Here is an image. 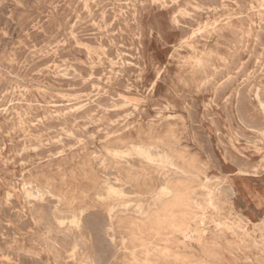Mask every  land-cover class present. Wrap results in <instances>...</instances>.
Masks as SVG:
<instances>
[{
	"label": "rangeland",
	"instance_id": "374dc122",
	"mask_svg": "<svg viewBox=\"0 0 264 264\" xmlns=\"http://www.w3.org/2000/svg\"><path fill=\"white\" fill-rule=\"evenodd\" d=\"M3 1L0 0V3H1L0 17H2L0 19V26H1L0 27V31H1L0 41L2 42V43L0 42V70H1L0 71V76H1L0 77V95L2 94L0 96V99H3L2 101L0 100V135H2L0 136V152L2 153V154L0 153V179H1L0 180V202H1L0 204H2L0 205V222H1L0 223L1 225L0 226V241H1L0 242V264H77V263L78 264H84V263L85 264H91V263L92 264H108V263L109 264H122L123 262H124L123 264H126L127 259H128V256H127L128 251L125 252L122 241L124 238H126L131 233V231L129 230L127 225L124 223L126 214H122L121 216L123 218V221H118V220L115 221L113 225V229L110 230L111 224H110V219H109L107 210L109 209V205L112 201L103 200L99 196V194L101 193L105 194L106 192L105 191L106 184H107L106 181L108 183L117 185L119 187L122 186V188H124L125 192L127 193L126 199H133V200L140 199L141 197H144V196L148 197V194H147L148 191L155 189L157 187H160L165 182L168 184H172V185L177 184V186H179L180 183H185L186 186H189V184L194 183L191 186H189L191 196L193 198L196 197L195 200L203 204V208L197 209L198 216L196 217V222L193 224V228H199V229L204 228L205 229L206 233L204 235V242L203 243L197 242L198 239L196 236H194L191 239L186 240L183 238V236L180 237V235L178 234V238L180 242L178 240H177L178 242L175 241L173 243V247L177 248L181 252L182 255H185L186 257H188L189 260L193 262V264L195 263L197 264L199 261H200L199 263L202 262V264H206L207 262H208L207 264H264V232H263L264 226H261V223L264 225V220H261V218L264 219V216H263L264 215V124H263L264 123L263 122L264 121V95H263L264 88L261 87V86H264V68H263L264 67V57H263L264 56V52H263L264 51L263 49L264 48V26H262V24L264 25V22H263L264 21V0H246V2L245 0L244 1H241V0L240 1L239 0H221V1L220 0H177V1L176 0H171V1L170 0H151V2L150 0H139V2L138 0H124V1L123 0H109V1L108 0H95V1L94 0H83V1L82 0H63V1L48 0V2L46 0H41V2L40 0H32V1L31 0H3ZM215 1L217 2V4H215L216 3ZM18 2H22V3H18ZM127 3H129L128 6H127ZM38 4L41 6H39ZM243 5H245L246 7ZM123 6H125V8ZM135 6H137V9H135ZM258 6H261V7H258ZM38 7L39 9H37ZM75 9L77 10L75 11ZM176 9L177 11H175ZM210 9H211V13H210ZM60 10H62V12ZM112 10L115 12H113ZM241 10L243 11L241 12ZM103 13H105V15ZM110 14H113V15L111 16ZM245 15L247 16L248 19L245 18L246 17ZM113 16L115 17L112 18ZM129 17H131V19ZM119 18H120V21H119ZM91 20L92 22H90ZM101 20H102V23H101ZM261 22L263 23L261 24ZM132 24H133V27L135 26L134 28L132 27ZM46 25L47 27H45ZM115 26L117 27V29ZM91 28H93L94 30ZM186 29H189L190 32ZM194 29L196 32L194 31ZM249 29L250 31H248ZM11 30H13V32ZM33 30H36V31H33ZM62 30H65V31H62ZM113 32L115 35L112 34ZM101 35H102V38L100 37ZM34 36H36L37 38ZM88 38L90 42L88 41ZM104 40L107 42L102 43L104 42ZM58 41L63 44H60ZM109 41L114 43V45L109 43ZM103 44L104 45L106 44V45L104 46ZM107 44L111 48L107 46ZM140 44L142 46H140ZM103 46L105 48H103ZM190 46L194 50H192ZM124 48L128 52L124 51ZM179 48L180 50H178ZM107 49H109V51ZM84 50L85 52H81ZM62 53H64L65 55H63ZM187 53L190 55H188ZM213 54L214 56H212ZM108 55L110 57H108ZM49 58L53 61V63H51L52 61ZM102 59H105V60H102ZM74 62L77 64H75ZM122 64H124V66ZM195 65H197V67ZM53 66L55 67L53 68ZM60 67H64V68H60ZM105 69H106V72H105ZM61 70L62 71L65 70V72H60ZM35 71L37 72L35 73ZM220 71H223V72H220ZM245 71L247 72V74L245 73ZM253 71L255 73H253ZM241 73L242 75H240ZM16 74H17V77H16ZM97 74L99 75L96 76ZM56 77H58V79ZM99 77L102 79H100ZM245 78H248L249 80L248 79L246 80ZM68 79H71V80H68ZM77 79H80V81H83V82L80 83L79 81H76ZM229 80L233 81L234 83ZM128 81H130V83ZM247 81L249 83H247ZM50 82L51 84L54 82L55 83L51 85ZM224 83H226L227 87H224ZM48 84L50 86H48ZM203 84L205 85V87ZM222 86L225 90L222 89ZM13 88H15L14 91L16 93L13 91ZM41 88L45 92L41 91ZM38 90H39V93H38ZM261 90H263V92H261ZM59 92H60V95L58 94ZM113 92L114 93L116 92L117 94H114ZM217 92L218 94H216ZM4 95H6L7 97ZM68 95H70V97ZM75 95L76 97H74ZM110 96L113 99L110 98ZM213 96L214 97L216 96V97L214 98ZM254 96H258V97H254ZM88 97L91 99H89ZM109 99L113 101L111 100L109 101ZM258 100H260V102H258ZM69 101L71 102V104ZM131 101L133 102V104ZM96 102L98 103V105L96 104ZM18 103L20 105H18ZM68 104H70V106L74 105V106H71L73 109ZM6 105H8L7 106L8 109ZM11 105L14 107H12ZM80 105L82 108L79 107ZM46 107L49 109H47ZM29 108L31 109L29 110ZM60 108H64V109H60ZM101 109H103V111ZM88 110H89V113H88ZM189 110L191 111V113L194 112V114L193 113L191 114ZM126 111L127 112L129 111L130 113L129 112L127 113ZM225 112H227V114ZM64 113H67V114H64ZM122 113H123V116H122ZM90 114L91 116H89ZM102 114H105V115H102ZM190 114L192 115V117ZM25 115H28L29 117L28 116L26 117ZM228 115H229V118L227 117ZM50 117H52L53 119ZM30 118L32 120H30ZM66 118H69L71 121L66 120ZM114 118H117V119H114ZM19 119L23 121L24 123L23 122L21 123ZM60 119H63V120H60ZM17 120L20 122H18ZM94 121L95 122L97 121V123H95ZM84 123L86 126L84 125ZM19 124L20 125L24 124V127L21 125L24 128V130L22 127H21L22 129L20 128ZM110 124L113 126H111ZM171 124L172 125L174 124V125L172 126ZM106 125L108 127H106ZM247 125L249 127H247ZM77 127L79 128V130ZM259 128L261 129L259 130ZM12 129L14 130V132H12L13 131ZM169 130L171 134L169 133ZM101 131H103L104 133ZM40 133L43 135H41ZM92 133H96L94 134L95 137ZM39 134L41 136H39ZM104 134L106 135V137H103L105 136ZM88 135L91 136L92 138L89 137ZM76 137L78 139L79 137L80 138L82 137V138L78 140ZM252 137H254V139ZM70 138L71 140H69ZM53 139L54 140L56 139V140L54 141ZM120 139H121V142H118L120 141ZM126 140H129L130 142ZM171 140L173 141L175 140V143L172 142ZM116 141H117V146L115 145ZM178 142L180 143L178 144ZM24 143L26 146L24 145ZM91 143H93V145ZM156 143L158 144L155 145ZM172 143H174V145ZM45 144H47L48 146ZM198 144L200 145L199 148H198ZM124 145H126V147ZM132 145H141V146H146V147L149 146L151 150H153L152 152L154 153V155L156 156L161 155L164 157H168V159L171 160V161L169 160L171 163H169L168 165L162 166V164L160 163L149 162L147 160H143L144 158L141 157L137 152L130 151ZM33 146H36V147H33ZM208 146L211 147L210 148L211 152L209 151L210 149ZM156 147H157V152H155ZM104 149L106 150V152ZM115 150H120V151L126 150L128 151V153H123L119 155L118 157L112 153ZM173 150H176V151H173ZM53 151H54V154H53ZM172 151L173 153L174 152L175 153L173 154ZM40 152H41V155H40ZM55 153H57L56 154L57 156L55 155ZM67 155L68 157H66ZM35 156H38V157H35ZM177 156H179V158ZM108 157L110 158L109 160H108ZM180 157H182V159ZM208 157H210V159ZM27 159H28V162H27ZM29 160L31 161L29 162ZM141 167H143L145 170H143V168ZM206 167H207V170H206ZM1 168L5 171H3ZM80 168H82L83 170L85 169V170L81 171ZM180 169L183 172H181ZM7 171L9 172V174ZM115 171H117L118 173ZM128 172L130 173L128 174ZM164 173L166 176L164 175ZM190 173L192 175H190ZM71 174L72 175L74 174L73 177H71L72 176ZM112 174L114 177H112ZM139 175H142V176H139ZM60 176L61 178L59 179ZM195 177H197L198 179ZM63 178H64V182H62ZM118 178H120V180H118ZM144 179H145V182L143 181ZM159 179L163 183H161ZM200 179L201 181H199ZM189 181L191 182L189 183ZM4 182L6 184H4ZM96 183L98 184L96 185ZM42 185L44 186L41 187ZM98 187L100 188V190H98L99 189ZM195 188L197 189L195 190ZM211 190L215 194V206L214 207L206 204V199L208 198L207 194ZM67 192L71 194L67 195ZM32 193L34 194L33 196H32ZM61 194L62 196L64 195L63 199H62ZM82 195H85V196L82 197ZM71 196L74 200L71 199ZM85 197L86 199H84ZM47 199L49 200L47 201ZM76 199H79V200H76ZM7 200H9V202ZM64 200L68 202H65ZM149 202L150 201H146L145 204L147 205ZM230 204L232 205V207ZM35 205H37L38 207ZM153 208L155 209V207ZM82 209H84L83 220L85 219L86 221L85 220L82 221L83 223H82L81 229H78L77 227L74 228V225L71 223L72 216L74 213H80V210ZM201 210L202 211L204 210V212H202ZM53 211L54 212L56 211L55 214ZM61 213H63V215ZM8 215H10L11 218L10 216L8 217ZM43 215L45 216V218ZM86 215L89 219L86 218ZM13 217L15 219L12 220ZM17 217L19 218L23 217V219L22 218L18 219ZM90 217L94 223L90 220ZM100 217L102 218L100 219ZM104 217L107 219V221H105L106 219ZM46 218L48 219L49 222L47 221ZM59 219L62 221L59 222ZM202 219H204L203 222H202ZM50 220L51 221L53 220V221L50 222ZM230 221H231V224H230ZM58 222H59V226H58ZM61 222L62 224H60ZM99 222L100 224L101 223L102 224L100 225ZM103 222H105V224ZM92 223L94 226L92 225ZM257 223L260 224V226ZM22 224L25 226H23ZM22 226L24 229L22 228ZM67 226L69 228H66ZM45 227H47V229ZM97 227H100V228H97ZM119 228H122V229H119ZM230 228H232L233 231ZM56 230H58L59 232ZM94 231L97 232L98 234L95 233ZM8 234H11V235H8ZM79 235L80 236L82 235V237H80ZM104 235H106V237ZM111 235H112V238H111ZM45 236L47 239L45 238ZM54 236L55 237L57 236L56 240ZM130 236L131 234L126 239H130ZM62 238L63 239L65 238V239L63 240ZM76 238H79L80 241ZM81 238H83V241ZM102 238L104 239L102 240ZM84 240L86 241L84 242ZM96 240L97 242L95 243ZM118 240H120L121 242ZM192 240L193 242H191ZM6 243L8 246L6 245ZM60 244H62L65 249H63V246ZM160 244L163 245L164 242H160ZM84 245L86 247H83ZM255 245H258V246H255ZM101 246L103 247V250L101 249L102 248ZM74 247H76L77 250L78 249L79 250L77 251L76 248ZM99 247H100V250H99ZM188 248H191V249H188ZM88 249H90L91 252L90 250L88 251ZM100 251L101 253L103 252V254H101ZM95 253H98V254H95ZM109 253L111 256L110 255L108 256ZM21 254L23 256H21ZM208 255L210 256L213 255V256L211 258ZM121 256L123 257V259ZM103 258L106 259L105 262L102 261L104 260ZM54 261H56L57 263Z\"/></svg>",
	"mask_w": 264,
	"mask_h": 264
},
{
	"label": "bare ground",
	"instance_id": "6f19581e",
	"mask_svg": "<svg viewBox=\"0 0 264 264\" xmlns=\"http://www.w3.org/2000/svg\"><path fill=\"white\" fill-rule=\"evenodd\" d=\"M3 1V0H2ZM32 1V0H31ZM47 2H48V0H46ZM61 1H63V0H61ZM83 1V0H82ZM95 1V0H94ZM109 1V0H108ZM124 1V0H123ZM171 1V0H170ZM177 1V0H176ZM221 1V0H220ZM240 1V0H239ZM241 1H244V0H241ZM4 2V1H3ZM29 2V1H28ZM36 2V1H35ZM40 2H41V0H40ZM116 2V1H115ZM138 2H139V0H138ZM150 2H151V0H150ZM154 2V1H153ZM152 2V3H153ZM159 2V1H158ZM216 2V1H215ZM245 2H246V0H245ZM244 2V3H245ZM18 3H22V2H18ZM31 3V2H30ZM29 3V4H30ZM38 3V2H37ZM54 3V2H53ZM66 3V2H65ZM76 3V2H75ZM79 3V2H78ZM77 3V4H78ZM91 3H93V2H91ZM90 3V4H91ZM195 3V2H194ZM263 3V2H262ZM17 4V3H16ZM64 4V3H63ZM68 4V3H67ZM87 4H88V2H87ZM89 4V5H90ZM99 4V3H98ZM105 4V3H104ZM106 4H107V2H106ZM131 4V3H130ZM159 4V3H158ZM167 4V3H166ZM215 4H217V2L215 3ZM242 4V3H241ZM0 5H1V3H0ZM39 5V4H38ZM42 5H44V4H42ZM48 5V4H47ZM66 5V4H65ZM101 5V4H100ZM117 5V4H116ZM129 5V3H127V6ZM170 5V4H169ZM220 5V4H219ZM222 5V4H221ZM247 5V4H246ZM39 6H41V5H39ZM58 6V5H57ZM63 6V5H62ZM102 6V5H101ZM113 6V5H112ZM118 6V5H117ZM126 6V5H125ZM125 6H123L124 8H125ZM139 6V5H138ZM141 6V5H140ZM144 6V5H143ZM240 6V5H239ZM243 6H245V5H243ZM2 7V6H1ZM20 7H22V6H20ZM61 7V6H60ZM77 7V6H76ZM84 7V6H83ZM142 7V6H141ZM157 7V6H156ZM163 7V6H162ZM186 7V6H185ZM191 7V6H190ZM246 7V6H245ZM253 7V6H252ZM258 7H261V6H258ZM4 8V7H3ZM59 8V7H58ZM66 8V7H65ZM96 8H98V7H96ZM101 8V7H100ZM111 8V7H110ZM113 8V7H112ZM117 8V7H116ZM116 8H114V9H116ZM122 8V7H121ZM132 8V7H131ZM207 8V7H206ZM230 8V7H229ZM242 8V7H241ZM37 9H39V7L37 8ZM49 9V8H48ZM61 9V8H60ZM135 9H137V6H135ZM141 9V8H140ZM157 9V8H156ZM201 9V8H200ZM208 9V8H207ZM243 9V8H242ZM12 10V9H11ZM10 10V11H11ZM77 9H75V11H76ZM94 10V9H93ZM119 10H120V8H119ZM197 10V9H196ZM217 10V9H216ZM50 11V10H49ZM61 12H62V10H60ZM64 11V10H63ZM113 11V10H112ZM175 11H177V9L175 10ZM230 11V10H229ZM232 11V10H231ZM243 10H241V12H242ZM247 11V10H246ZM39 12H41V11H39ZM38 12V13H39ZM66 12V11H65ZM69 12V11H68ZM71 12V11H70ZM72 12H74V11H72ZM105 12V11H104ZM113 12H115V11H113ZM122 12V11H121ZM128 12V11H127ZM132 12V11H131ZM134 12V11H133ZM199 12V11H198ZM3 13V12H2ZM10 13V12H9ZM47 13V12H46ZM109 13V12H108ZM137 13H138V11H137ZM210 13H211V9H210ZM48 14V13H47ZM64 14V13H63ZM70 14V13H69ZM74 14V13H73ZM104 15H105V13H103ZM128 14V13H127ZM177 14V13H176ZM258 14H260V13H258ZM2 15V14H1ZM3 15H5V14H3ZM11 15V14H10ZM92 15H93V13H92ZM100 15V14H99ZM111 16L113 15V14H110ZM138 15V14H137ZM213 15V14H212ZM238 15H240V14H238ZM68 16V15H67ZM108 16V15H107ZM110 16V17H111ZM116 16V15H115ZM115 16H113L112 18H114ZM246 16V15H245ZM72 17V16H71ZM109 17V16H108ZM123 17H125V16H123ZM135 17V16H134ZM226 17V16H225ZM234 17V16H233ZM2 17H0V19H1ZM32 18V17H31ZM69 18V17H68ZM91 18V17H90ZM130 19H131V17H129ZM137 18V17H136ZM177 18V17H176ZM182 18V17H181ZM201 18V17H200ZM240 18V17H239ZM238 18V19H239ZM245 18H247V16L245 17ZM36 19V18H35ZM44 19V18H43ZM92 19V18H91ZM96 19H98V18H96ZM126 19V18H125ZM135 19V18H134ZM209 19V18H208ZM248 19V18H247ZM4 20V19H3ZM8 20V19H7ZM9 20H10V18H9ZM18 20V19H17ZM16 20V21H17ZM42 20V19H41ZM48 20V19H47ZM46 20V21H47ZM76 20V19H75ZM111 20V19H110ZM191 20V19H190ZM226 20V19H225ZM229 20V19H228ZM6 21V20H5ZM39 21V20H38ZM63 21V20H62ZM87 21V20H86ZM98 21V20H97ZM113 21H115V20H113ZM119 21H120V18H119ZM212 21V20H211ZM3 22V21H2ZM11 22V21H10ZM45 22V21H44ZM90 22H92V20L90 21ZM122 22H123V20H122ZM127 22V21H126ZM191 22V21H190ZM244 22V21H243ZM264 22V21H263ZM263 22H261V24L263 23ZM4 23V22H3ZM12 23V22H11ZM18 23V22H17ZM28 23V22H27ZM75 23V22H74ZM77 23H78V21H77ZM93 23H94V21H93ZM96 23V22H95ZM101 23H102V20H101ZM108 23V22H107ZM116 23H118V22H116ZM115 23V24H116ZM138 23V22H137ZM171 23H172V21H171ZM170 23V24H171ZM174 23V22H173ZM10 24V23H9ZM16 24V23H15ZM42 24H43V22H42ZM48 24V23H47ZM129 24V23H128ZM127 24V25H128ZM135 24V23H134ZM200 24V23H199ZM198 24V25H199ZM202 24V23H201ZM3 25V24H2ZM6 25V24H5ZM45 25V24H44ZM105 25V24H104ZM118 25V24H117ZM124 25H125V23H124ZM73 26V25H72ZM76 26V25H75ZM243 26V25H242ZM261 26V25H260ZM259 26V27H260ZM262 26H264L263 24H262ZM1 27V26H0ZM37 27V26H36ZM45 27H47V25L45 26ZM79 27V26H78ZM116 27V26H115ZM120 27H122V26H120ZM124 27V26H123ZM131 27V26H130ZM132 27H133V24H132ZM135 27V26H134ZM133 27V28H134ZM138 27H139V25H138ZM8 28V27H7ZM110 28V27H109ZM127 28V27H126ZM172 28V27H171ZM178 28V27H177ZM180 28V27H179ZM194 28V27H193ZM200 28H201V26H200ZM225 28V27H224ZM227 28H228V26H227ZM250 28V27H249ZM6 29V28H5ZM13 29V28H12ZM33 29V28H32ZM47 29V28H46ZM51 29V28H50ZM79 29H81V28H79ZM91 29H93V28H91ZM96 29V28H95ZM112 29V28H111ZM116 29H117V27H116ZM181 29V28H180ZM183 29V28H182ZM190 29V28H189ZM189 29H186V30H188L189 31ZM2 30V29H1ZM30 30V29H29ZM74 30H76V29H74ZM73 30V31H74ZM94 30V29H93ZM109 30V29H108ZM135 30V29H134ZM133 30V31H134ZM193 30V29H192ZM12 32H13V30H11ZM24 31V30H23ZM33 31H36V30H33ZM62 31H65V30H62ZM84 31V30H83ZM82 31V32H83ZM124 31V30H123ZM128 31V30H127ZM139 31V30H138ZM141 31V30H140ZM185 31V30H184ZM194 31H195V29H194ZM212 31V30H211ZM214 31V30H213ZM217 31V30H216ZM248 31H250V29L248 30ZM1 32V31H0ZM8 32V31H7ZM68 32V31H67ZM85 32V31H84ZM94 32V31H93ZM97 32V31H96ZM112 32V31H111ZM115 32V31H114ZM114 32L112 33V34H114ZM190 32V31H189ZM196 32V31H195ZM207 32V31H206ZM259 32V31H258ZM263 32V31H262ZM22 33V32H21ZM28 33V32H27ZM30 33H31V31H30ZM29 33V34H30ZM40 33H42V32H40ZM63 33V32H62ZM66 33V32H65ZM74 33V32H73ZM76 33V32H75ZM79 33V32H78ZM109 33V32H108ZM131 33V32H130ZM135 33V32H134ZM141 33V32H140ZM208 33V32H207ZM51 34V33H50ZM58 34V33H57ZM61 34V33H60ZM64 34V33H63ZM97 34H99V33H97ZM104 34V33H103ZM120 34H121V32H120ZM127 34V33H126ZM209 34H210V32H209ZM208 34V35H209ZM215 34V33H214ZM246 34V33H245ZM7 35V34H6ZM21 35V34H20ZM44 35V34H43ZM62 35V34H61ZM84 35V34H83ZM86 35V34H85ZM90 35V34H89ZM95 35V34H94ZM115 35V34H114ZM119 35V34H118ZM117 35V36H118ZM190 35V34H189ZM205 35V34H204ZM258 35H259V33H258ZM257 35V36H258ZM8 36V35H7ZM50 36V35H49ZM67 36V35H66ZM69 36V35H68ZM71 36V35H70ZM80 36H82V35H80ZM120 36V35H119ZM128 36V35H127ZM136 36V35H135ZM138 36V35H137ZM34 37H36V36H34ZM65 37V36H64ZM101 38H102V35L100 36ZM105 37V36H104ZM124 37V36H123ZM141 37V36H140ZM139 37V38H140ZM160 37V36H159ZM188 37V36H187ZM259 37V36H258ZM261 37V36H260ZM37 38V37H36ZM36 38H34V39H36ZM70 38V37H69ZM72 38V37H71ZM98 38V37H97ZM109 38V37H108ZM119 38V37H118ZM117 38V39H118ZM121 38V37H120ZM134 38V37H133ZM143 38V37H142ZM196 38V37H195ZM194 38V39H195ZM9 39V38H8ZM12 39V38H11ZM24 39V38H23ZM64 39V38H63ZM92 39V38H91ZM111 39V38H110ZM125 39H127V38H125ZM132 39V38H131ZM137 39V38H136ZM186 39V38H185ZM10 40V39H9ZM22 40V39H21ZM77 40H79V39H77ZM86 40V39H85ZM101 40V39H100ZM188 40V39H187ZM186 40V41H187ZM196 40V39H195ZM261 40V39H260ZM7 41V40H6ZM34 41V40H33ZM88 41H89V38H88ZM125 41V40H124ZM135 41H137V40H135ZM257 41V40H256ZM1 42V41H0ZM18 42V41H17ZM31 42H32V40H31ZM54 42V41H53ZM59 42V41H58ZM64 42V41H63ZM73 42V41H72ZM82 42V41H81ZM90 42V41H89ZM105 42H107V41H105L104 40V42H102V43H105ZM160 42V41H159ZM190 42V41H189ZM258 42H259V40H258ZM2 43V42H1ZM7 43V42H6ZM25 43V42H24ZM29 43V42H28ZM27 43V44H28ZM35 43V42H34ZM33 43V44H34ZM60 43V42H59ZM69 43V42H68ZM67 43V44H68ZM109 43H111V44H113L114 45V43H112V42H110L109 41ZM121 43V42H120ZM187 43V42H186ZM191 43V42H190ZM195 43V42H194ZM204 43V42H203ZM202 43V44H203ZM261 43V42H260ZM37 44V43H36ZM48 44V43H47ZM60 44H63V43H60ZM88 44V43H87ZM126 44V43H125ZM142 44V43H141ZM140 44V46H142ZM189 44V43H188ZM193 44V43H192ZM234 44V43H233ZM246 44V43H245ZM23 45V44H22ZM21 45V46H22ZM38 45V44H37ZM44 45V44H43ZM55 45H57V44H55ZM76 45V44H75ZM104 45V44H103ZM106 45V44H105ZM104 45V46H105ZM116 45H118V44H116ZM185 45V44H184ZM191 45V44H190ZM257 45V44H256ZM263 45V44H262ZM5 46V45H4ZM20 46V47H21ZM50 46V45H49ZM78 46V45H77ZM94 46V45H93ZM103 46V48H105ZM107 46H109L108 44H107ZM122 46H124V45H122ZM132 46V45H131ZM168 46V45H167ZM188 46V45H187ZM196 46V45H195ZM51 47V46H50ZM82 47V46H81ZM110 47V46H109ZM136 47H137V45H136ZM3 48V47H2ZM26 48V47H25ZM38 48V47H37ZM40 48V47H39ZM62 48V47H61ZM111 48V47H110ZM109 48V49H110ZM119 48V47H118ZM123 48V47H122ZM160 48H162V47H160ZM185 48V47H184ZM186 48H188V47H186ZM190 48H191V46H190ZM246 48V47H245ZM253 48V47H252ZM18 49V48H17ZM41 49V48H40ZM109 49H107L108 51H109ZM114 49V48H113ZM138 49V48H137ZM141 49V48H140ZM192 49V48H191ZM196 49V48H195ZM229 49V48H228ZM264 49V48H263ZM2 50V49H1ZM20 50V49H19ZM36 50V49H35ZM52 50V49H51ZM78 50V49H77ZM76 50V51H77ZM120 50V49H119ZM178 50H180V48L178 49ZM192 50H194V49H192ZM13 51V50H12ZM54 51V50H53ZM52 51V52H53ZM58 51V50H57ZM60 51V50H59ZM67 51V50H66ZM115 51V50H114ZM124 51H127V50H125V48H124ZM191 51V50H190ZM232 51V50H231ZM239 51V50H238ZM65 52V51H64ZM69 52V51H68ZM81 52H85V50L84 51H81ZM86 52H87V50H86ZM111 52H112V50H111ZM117 52V51H116ZM115 52V53H116ZM128 52V51H127ZM141 52V51H140ZM201 52H203V51H201ZM210 52V51H209ZM255 52H257V51H255ZM264 52V51H263ZM114 53V52H113ZM179 53V52H178ZM212 53V52H211ZM237 53V52H236ZM261 53H262V51H261ZM33 54H34V52H33ZM32 54V55H33ZM44 54V53H43ZM51 54V53H50ZM49 54V55H50ZM63 55H65L64 53H62ZM67 54V53H66ZM89 54V53H88ZM87 54V55H88ZM117 54V53H116ZM127 54V53H126ZM188 54V53H187ZM210 54V53H209ZM238 54H239V52H238ZM259 54V53H258ZM13 55V54H12ZM11 55V56H12ZM31 55V54H30ZM38 55V54H37ZM61 55V54H60ZM62 55V56H63ZM69 55H70V53H69ZM83 55H84V53H83ZM101 55V54H100ZM134 55V54H133ZM141 55V54H140ZM179 55H181V54H179ZM188 55H190V54H188ZM260 55V54H259ZM258 55V56H259ZM5 56V55H4ZM46 56H48V55H46ZM72 56H74V55H72ZM114 56V55H113ZM112 56V57H113ZM201 56V55H200ZM212 56H214V54L212 55ZM233 56V55H232ZM33 57V56H32ZM56 57V56H55ZM60 57V56H59ZM84 57H86V56H84ZM87 57H89V56H87ZM100 57V56H99ZM104 57V56H103ZM108 57H110L109 55H108ZM119 57V56H118ZM117 57V58H118ZM125 57V56H124ZM183 57H184V55H183ZM210 57V56H209ZM220 57V56H219ZM236 57V56H235ZM264 57V56H263ZM262 57V58H263ZM27 58V57H26ZM105 58V57H104ZM141 58H142V56H141ZM234 58V57H233ZM241 58V57H240ZM10 59V58H9ZM22 59V58H21ZM24 59V58H23ZM50 59V58H49ZM69 59V58H68ZM120 59V58H119ZM140 59V58H139ZM211 59V58H210ZM209 59V60H210ZM239 59V58H238ZM19 60H20V58H19ZM39 60V59H38ZM51 60V59H50ZM98 60V59H97ZM96 60V61H97ZM102 60H105V59H102ZM108 60V59H107ZM177 60V59H176ZM184 60V59H183ZM254 60H256V59H254ZM258 60V59H257ZM11 61V60H10ZM22 61V60H21ZM20 61V62H21ZM52 61V60H51ZM90 61V60H89ZM138 61V60H137ZM144 61V60H143ZM142 61V62H143ZM180 61H182V60H180ZM199 61H200V59H199ZM198 61V62H199ZM239 61H241V60H239ZM259 61V60H258ZM7 62V61H6ZM18 62V61H17ZM24 62V61H23ZM56 62V61H55ZM62 62V61H61ZM127 62V61H126ZM125 62V63H126ZM141 62V63H142ZM222 62V61H221ZM244 62V61H243ZM19 63V62H18ZM26 63H28V62H26ZM51 63H53V61L51 62ZM57 63V62H56ZM75 63V62H74ZM130 63H132V62H130ZM45 64V63H44ZM43 64V65H44ZM75 64H77V63H75ZM101 64V63H100ZM109 64V63H108ZM144 64V63H143ZM177 64V63H176ZM183 64V63H182ZM196 64V63H195ZM242 64H244V63H242ZM242 64H241V66H242ZM261 64V63H260ZM1 65H2V63H1ZM6 65V64H5ZM22 65V64H21ZM40 65V64H39ZM52 65V64H51ZM79 65V64H78ZM91 65V64H90ZM110 65V64H109ZM123 66H124V64H122ZM127 65V64H126ZM137 65V64H136ZM142 65V64H141ZM200 65V64H199ZM203 65V64H202ZM49 66V65H48ZM85 66V65H84ZM112 66V65H111ZM111 66H109V67H111ZM135 66V65H134ZM140 66V65H139ZM143 66V65H142ZM145 66V65H144ZM196 67H197V65H195ZM227 66V65H226ZM229 66V65H228ZM244 66V65H243ZM247 66V65H246ZM11 67V66H10ZM9 67V68H10ZM20 67V66H19ZM23 67V66H22ZM21 67V68H22ZM45 67V66H44ZM43 67V68H44ZM55 66H53V68H54ZM95 67V66H94ZM100 67V66H99ZM98 67V68H99ZM102 67V66H101ZM141 67V66H140ZM202 67V66H201ZM218 67V66H217ZM34 68V67H33ZM46 68V67H45ZM49 68V67H48ZM60 68H64V67H60ZM82 68V67H81ZM181 68V67H180ZM204 68V67H203ZM212 68H214V67H212ZM227 68H229V67H227ZM243 68V67H242ZM260 68V67H259ZM264 68V67H263ZM51 69H52V67H51ZM102 69V68H101ZM107 69V68H106ZM106 69H105V72H106ZM110 69V68H109ZM129 69V68H128ZM218 69V68H217ZM11 70V69H10ZM40 70V69H39ZM42 70V69H41ZM60 70V69H59ZM80 70H82V69H80ZM114 70V69H113ZM127 70V69H126ZM162 70V69H161ZM166 70V69H165ZM170 70V69H169ZM208 70V69H207ZM236 70V69H235ZM241 70V69H240ZM1 71V70H0ZM6 71V70H5ZM8 71V70H7ZM32 71V70H31ZM45 71V70H44ZM43 71V72H44ZM48 71H49V69H48ZM79 71V70H78ZM89 71V70H88ZM101 71H103V70H101ZM125 71V70H124ZM128 71V70H127ZM130 71V70H129ZM237 71V70H236ZM235 71V72H236ZM37 71H35V73H36ZM51 72H53V71H51ZM50 72V73H51ZM58 72V71H57ZM60 72H65V70L64 71H60ZM117 72H119V71H117ZM161 72V71H160ZM160 72H159V74H160ZM220 72H223V71H220ZM243 72V71H242ZM3 73V72H2ZM9 73V72H8ZM31 73V72H30ZM40 73V72H39ZM49 73V72H48ZM103 73V72H102ZM116 73V72H115ZM129 73V72H128ZM133 73V72H132ZM131 73V74H132ZM219 73V72H218ZM245 73L247 74V72L245 71ZM249 73V72H248ZM253 73H255L254 71H253ZM252 73V74H253ZM29 74V73H28ZM27 74V75H28ZM38 74V73H37ZM75 74H76V72H75ZM89 74V73H88ZM91 74H93V73H91ZM107 74V73H106ZM188 74V73H187ZM199 74V73H198ZM238 74V73H237ZM262 74H263V72H262ZM8 75V74H7ZM10 75V74H9ZM33 75V74H32ZM53 75V74H52ZM90 75V74H89ZM99 74H97L96 76H98ZM102 75V74H101ZM100 75V76H101ZM109 75H110V73H109ZM123 75H124V73H123ZM128 75V74H127ZM137 75V74H136ZM200 75V74H199ZM220 75V74H219ZM229 75V74H228ZM227 75V76H228ZM240 75H242V73L240 74ZM245 75V74H244ZM258 75V74H257ZM260 75V74H259ZM15 76V75H14ZM43 76V75H42ZM56 76V75H55ZM131 76V75H130ZM159 76V75H158ZM217 76V75H216ZM230 76V75H229ZM249 76V75H248ZM253 76V75H252ZM1 77V76H0ZM16 77H17V74H16ZM37 77H39V76H37ZM44 77V76H43ZM67 77V76H66ZM70 77V76H69ZM84 77V76H83ZM91 77V76H90ZM126 77V76H125ZM244 77V76H243ZM251 77V76H250ZM7 78V77H6ZM5 78V79H6ZM36 78V77H35ZM57 79H58V77H56ZM61 78V77H60ZM89 78V77H88ZM100 78V77H99ZM163 78V77H162ZM240 78V77H239ZM254 78V77H253ZM258 78V77H257ZM48 79H49V77H48ZM100 79H102V78H100ZM124 79V78H123ZM132 79V78H131ZM138 79V78H137ZM212 79V78H211ZM235 79V78H234ZM246 80L248 79V78H245ZM8 80V79H7ZM22 80V79H21ZM40 80V79H39ZM50 80H52V79H50ZM68 80H71V79H68ZM119 80V79H118ZM164 80V79H163ZM177 80H179V79H177ZM224 80V79H223ZM249 80V79H248ZM23 81V80H22ZM25 81V80H24ZM27 81V80H26ZM64 81V80H63ZM76 81H79L80 83L81 82H83V81H80V79H77ZM104 81V80H103ZM126 81V80H125ZM136 81V80H135ZM185 81V80H184ZM210 81V80H209ZM208 81V82H209ZM214 81V80H213ZM229 81H231V80H229ZM228 81V82H229ZM251 81H253V80H251ZM40 82V81H39ZM65 82H67V81H65ZM129 83H130V81H128ZM227 82V83H228ZM231 82H233V81H231ZM243 82V81H242ZM259 82H261V81H259ZM5 83V82H4ZM12 83V82H11ZM16 83H18V82H16ZM24 83V82H23ZM43 83V82H42ZM55 83V82H54ZM54 83H52L51 84V82H50V84L51 85H53ZM57 83V82H56ZM179 83V82H178ZM181 83V82H180ZM187 83V82H186ZM230 83V82H229ZM234 83V82H233ZM247 83H249L248 81H247ZM246 83V84H247ZM256 83V82H255ZM27 84H28V82H27ZM32 84V83H31ZM85 84V83H84ZM92 84V83H91ZM209 84V83H208ZM211 84V83H210ZM238 84V83H237ZM260 84V83H259ZM15 85V84H14ZM43 85V84H42ZM73 85V84H72ZM80 85V84H79ZM88 85V84H87ZM90 85V84H89ZM204 85V84H203ZM202 85V86H203ZM245 85V84H244ZM243 85V86H244ZM4 86V85H3ZM11 86V85H10ZM16 86H17V84H16ZM48 86H50L49 84H48ZM68 86H69V84H68ZM91 86V85H90ZM100 86V85H99ZM125 86V85H124ZM127 86V85H126ZM135 86V85H134ZM139 86V85H138ZM156 86V85H155ZM209 86V85H208ZM212 86V85H211ZM236 86H238V85H236ZM251 86V85H250ZM260 86V85H259ZM15 87V86H14ZM28 87V86H27ZM33 87V86H32ZM41 87V86H40ZM47 87V86H46ZM62 87V86H61ZM159 87V86H158ZM204 87H205V85H204ZM224 87H227L226 86V83H224ZM261 87H263L264 88V86H261ZM18 88H19V86H18ZM22 88V87H21ZM37 88V87H36ZM35 88V89H36ZM43 88V87H42ZM42 88H41V91H43L42 90ZM85 88V87H84ZM129 88V87H128ZM139 88V87H138ZM207 88V87H206ZM11 89V88H10ZM9 89V90H10ZM14 89L15 88H13V91H14ZM26 89V88H25ZM49 89V88H48ZM64 89V88H63ZM90 89H92V88H90ZM103 89V88H102ZM105 89H107V88H105ZM125 89V88H124ZM130 89V88H129ZM149 89V88H148ZM147 89V90H148ZM175 89H176V87H175ZM203 89V88H202ZM222 89H224L223 88V86H222ZM262 89V88H261ZM45 90V89H44ZM55 90H57V89H55ZM67 90V89H66ZM70 90H72V89H70ZM99 90V89H98ZM97 90V91H98ZM137 90V89H136ZM191 90V89H190ZM201 90V89H200ZM218 90V89H217ZM225 90V89H224ZM88 91V90H87ZM91 91V90H90ZM93 91V90H92ZM96 91V90H95ZM113 91V90H112ZM126 91H127V89H126ZM142 91V90H141ZM151 91H152V89H151ZM168 91V90H167ZM211 91V90H210ZM219 91V90H218ZM260 91V90H259ZM2 92V91H1ZM6 92V91H5ZM4 92V93H5ZM8 92V91H7ZM15 92V91H14ZM22 92H24V91H22ZM37 92V91H36ZM43 92H45V91H43ZM102 92V91H101ZM100 92V93H101ZM104 92V91H103ZM111 92V91H110ZM118 92V91H117ZM129 92V91H128ZM127 92V93H128ZM169 92V91H168ZM167 92V93H168ZM216 92V91H215ZM242 92V91H241ZM245 92V91H244ZM248 92V91H247ZM261 92H263V90H261ZM260 92V93H261ZM16 93V92H15ZM21 93V92H20ZM20 93H19V95H20ZM33 93V92H32ZM38 93H39V90H38ZM56 93V92H55ZM65 93V92H64ZM70 93V92H69ZM86 93V92H85ZM99 93V92H98ZM114 93V92H113ZM148 93H149V91H148ZM198 93V92H197ZM196 93V94H197ZM28 94V93H27ZM43 94V93H42ZM59 95H60V92L58 93ZM57 94V95H58ZM72 94V93H71ZM80 94H82V93H80ZM114 94H117L116 92L114 93ZM146 94V93H145ZM199 94V93H198ZM216 94H218V92L216 93ZM215 94V95H216ZM237 94V93H236ZM2 95V94H1ZM0 95V96H1ZM12 95H13V93H12ZM35 95V94H34ZM58 95V96H59ZM67 95V94H66ZM78 95V94H77ZM141 95H142V93H141ZM240 95V94H239ZM261 95V94H260ZM264 95V94H263ZM262 95V96H263ZM4 96H6V95H4ZM3 96V97H4ZM10 96V95H9ZM48 96V95H47ZM56 96V95H55ZM62 96V95H61ZM69 97H70V95H68ZM80 96V95H79ZM87 96V95H86ZM91 96V95H90ZM104 96V95H103ZM106 96V95H105ZM111 96H113V95H111ZM110 96V98H112ZM131 96H132V94H131ZM230 96V95H229ZM237 96V95H236ZM248 96V95H247ZM7 97V96H6ZM14 97V96H13ZM28 97V96H27ZM44 97H45V95H44ZM50 97V96H49ZM68 97V98H69ZM73 97V96H72ZM74 97H76V95L74 96ZM78 97V96H77ZM116 97V96H115ZM137 97V96H136ZM214 97V96H213ZM216 97V96H215ZM214 97V98H215ZM254 97H258V96H254ZM12 98V97H11ZM10 98V99H11ZM32 98V97H31ZM51 98V97H50ZM58 98V97H57ZM63 98V97H62ZM79 98V97H78ZM81 98V97H80ZM89 98V97H88ZM101 98V97H100ZM99 98V99H100ZM107 98V97H106ZM130 98V97H129ZM132 98V97H131ZM142 98V97H141ZM239 98H240V96H239ZM249 98V97H248ZM251 98V97H250ZM253 98V97H252ZM262 98V97H261ZM9 99V100H10ZM33 99V98H32ZM67 99V98H66ZM73 99V98H72ZM77 99V98H76ZM89 99H91V98H89ZM113 99V98H112ZM117 99V98H116ZM120 99V98H119ZM122 99V98H121ZM149 99H151V98H149ZM148 99V100H149ZM220 99V98H219ZM247 99V98H246ZM1 101L3 100V99H0ZM18 100V99H17ZM46 100V99H45ZM111 99H109V101H110ZM125 100V99H124ZM137 100H138V98H137ZM140 100V99H139ZM145 100V99H144ZM192 100V99H191ZM195 100V99H194ZM193 100V101H194ZM225 100V99H224ZM237 100V99H236ZM249 100V99H248ZM8 101V100H7ZM87 101V100H86ZM85 101V102H86ZM97 101V100H96ZM111 101H113V100H111ZM118 101H120V100H118ZM122 101V100H121ZM147 101V100H146ZM218 101V100H217ZM245 101V100H244ZM247 101V100H246ZM250 101V100H249ZM10 102V101H9ZM8 102V103H9ZM24 102V101H23ZM49 102V101H48ZM70 102V101H69ZM76 102V101H75ZM93 102V101H92ZM130 102V101H129ZM128 102V103H129ZM132 102V101H131ZM141 102V101H140ZM214 102V101H213ZM224 102V101H223ZM222 102V103H223ZM227 102V101H226ZM230 102V101H229ZM258 102H260V100H258ZM7 103V104H8ZM15 103V102H14ZM22 103V102H21ZM26 103V102H25ZM33 103H35V102H33ZM46 103V102H45ZM44 103V104H45ZM59 103V102H58ZM100 103V102H99ZM101 103H103V102H101ZM114 103H115V101H114ZM185 103V102H184ZM228 103V102H227ZM236 103V102H235ZM239 103V102H238ZM249 103V102H248ZM6 104V103H5ZM28 104V103H27ZM32 104V103H31ZM65 104V103H64ZM67 104V103H66ZM70 104H71V102H70ZM70 104H68L69 106H70ZM79 104V103H78ZM96 104L98 105V103L96 102ZM95 104V105H96ZM105 104V103H104ZM113 104V103H112ZM132 104H133V102H132ZM167 104V103H166ZM259 104V103H258ZM13 105V104H12ZM11 105V106H12ZM18 105H20L19 103H18ZM35 105V104H34ZM107 105V104H106ZM147 105V104H146ZM224 105V104H223ZM8 105H6V107H7ZM10 106V107H11ZM15 106H16V104H15ZM36 106V105H35ZM40 106V105H39ZM38 106V107H39ZM71 106H74V105H71ZM70 106V107H71ZM111 106V105H110ZM122 106V105H121ZM120 106V107H121ZM133 106V105H132ZM197 106V105H196ZM12 107H14V106H12ZM29 107H31V106H29ZM79 107H81V105L79 106ZM78 107V108H79ZM84 107V106H83ZM163 107V106H162ZM190 107V106H189ZM250 107V106H249ZM5 108V107H4ZM17 108H18V106H17ZM27 108H28V106H27ZM26 108V109H27ZM36 108V107H35ZM47 108V107H46ZM72 108V107H71ZM70 108V109H71ZM77 108V107H76ZM75 108V109H76ZM82 108V107H81ZM95 108V107H94ZM119 108V107H118ZM131 108V107H130ZM144 108V107H143ZM160 108V107H159ZM165 108V107H164ZM169 108V107H168ZM214 108V107H213ZM7 109H8V107H7ZM31 108H29V110H30ZM37 109V108H36ZM47 109H49V108H47ZM57 109V108H56ZM60 109H64V108H60ZM73 109V108H72ZM85 109V108H84ZM100 109V108H99ZM166 109V108H165ZM177 109V108H176ZM190 109V108H189ZM193 109V108H192ZM207 109V108H206ZM205 109V110H206ZM215 109V108H214ZM224 109H226V108H224ZM238 109V108H237ZM251 109V108H250ZM255 109V108H254ZM3 110V109H2ZM5 110V109H4ZM13 110V109H12ZM16 110V109H15ZM46 110V109H45ZM44 110V111H45ZM82 110V109H81ZM102 111H103V109H101ZM168 110V109H167ZM184 110V109H183ZM196 110V109H195ZM194 110V111H195ZM219 110V109H218ZM248 110V109H247ZM261 110V109H260ZM38 111V110H37ZM50 111V110H49ZM48 111V112H49ZM55 111V110H54ZM116 111V110H115ZM122 111V110H121ZM190 111V110H189ZM209 111V110H208ZM226 111V110H225ZM12 112V111H11ZM15 112V111H14ZM25 112V111H24ZM56 112V111H55ZM60 112V111H59ZM58 112V113H59ZM74 112V111H73ZM108 112V111H107ZM118 112V111H117ZM127 112V111H126ZM129 112V111H128ZM127 112V113H128ZM186 112V111H185ZM26 113V112H25ZM47 113V112H46ZM88 113H89V110H88ZM116 113V112H115ZM130 113V112H129ZM190 113H191V111H190ZM193 114H194V112H192ZM191 113V114H192ZM226 114H227V112H225ZM239 113V112H238ZM247 113V112H246ZM256 113V112H255ZM262 113V112H261ZM7 114H9V113H7ZM17 114V113H16ZM15 114V115H16ZM33 114H34V112H33ZM54 114V113H53ZM64 114H67V113H64ZM101 114V113H100ZM108 114V113H107ZM134 114V113H133ZM139 114V113H138ZM190 114V115H191ZM249 114V113H248ZM37 115V114H36ZM102 115H105V114H102ZM129 115V114H128ZM168 115V114H167ZM197 115V114H196ZM247 115V114H246ZM255 115V114H254ZM262 115V114H261ZM20 116V115H19ZM26 117L28 116V115H25ZM42 116H43V114H42ZM77 116V115H76ZM80 116V115H79ZM89 116H91V114L89 115ZM119 116V115H118ZM122 116H123V113H122ZM138 116V115H137ZM160 116V115H159ZM171 116V115H170ZM179 116H180V114H179ZM195 116V115H194ZM226 116V115H225ZM251 116V115H250ZM29 117V116H28ZM69 117V116H68ZM72 117V116H71ZM95 117V116H94ZM105 117V116H104ZM107 117H108V115H107ZM133 117V116H132ZM161 117V116H160ZM191 117H192V115H191ZM228 118H229V115L227 116ZM252 117V116H251ZM15 118V117H14ZM23 118V117H22ZM36 118V117H35ZM50 118H52V117H50ZM56 118H57V116H56ZM55 118V119H56ZM75 118H77V117H75ZM82 118V117H81ZM80 118V119H81ZM86 118V117H85ZM90 118V117H89ZM150 118H152V117H150ZM154 118V117H153ZM201 118H202V116H201ZM241 118V117H240ZM12 119V118H11ZM17 119V118H16ZM24 119V118H23ZM38 119V118H37ZM41 119V118H40ZM39 119V120H40ZM44 119V118H43ZM46 119V118H45ZM53 119V118H52ZM51 119V120H52ZM74 119V118H73ZM94 119V118H93ZM114 119H117V118H114ZM127 119V118H126ZM130 119V118H129ZM178 119V118H177ZM192 119V118H191ZM221 119V118H220ZM227 119V118H226ZM249 119V118H248ZM5 120V119H4ZM20 120V119H19ZM30 120H32L31 118H30ZM34 120V119H33ZM38 120V121H39ZM58 120V119H57ZM60 120H63V119H60ZM66 120H70L69 118H66ZM88 120V119H87ZM95 120H97V119H95ZM122 120V119H121ZM208 120V119H207ZM231 120V119H230ZM18 121V120H17ZM21 121V120H20ZM20 121H18V122H20ZM45 121V120H44ZM71 121V120H70ZM77 121V120H76ZM103 121V120H102ZM184 121V120H183ZM240 121V120H239ZM260 121V120H259ZM4 122V121H3ZM11 122V121H10ZM23 121H21V123H22ZM42 122V121H41ZM73 122V121H72ZM71 122V123H72ZM86 122V121H85ZM88 122V121H87ZM95 122V121H94ZM190 122V121H189ZM264 122V121H263ZM12 123V122H11ZM14 123V122H13ZM24 123V122H23ZM30 123V122H29ZM32 123V122H31ZM95 123H97V121L95 122ZM106 123V122H105ZM247 123V122H246ZM6 124V123H5ZM37 124V123H36ZM48 124H50V123H48ZM56 124V123H55ZM55 124H53V125H55ZM60 124V123H59ZM58 124V125H59ZM63 124V123H62ZM112 124V123H111ZM110 124V125H111ZM123 124V123H122ZM169 124V123H168ZM192 124V123H191ZM242 124V123H241ZM264 124V123H263ZM22 125V124H21ZM20 124H19V126H20V128L23 126L24 127V124L21 126ZM28 125V124H27ZM33 125H34V123H33ZM44 125V124H43ZM46 125V124H45ZM74 125V124H73ZM84 125H85V123H84ZM87 125H88V123H87ZM108 125V124H107ZM106 125V127H108ZM109 125V126H110ZM120 125V124H119ZM118 125V126H119ZM172 125V124H171ZM174 125V124H173ZM172 125V126H173ZM193 125V124H192ZM195 125V124H194ZM212 125H213V123H212ZM249 125V124H248ZM247 125V127H249ZM14 126V125H13ZM17 126H18V124H17ZM37 126V125H36ZM35 126V127H36ZM57 126V125H56ZM86 126V125H85ZM111 126H113V125H111ZM170 126V125H169ZM180 126V125H179ZM245 126V125H244ZM251 126V125H250ZM255 126V125H254ZM15 127V126H14ZM13 127V128H14ZM22 127V128H23ZM30 127V126H29ZM33 127V126H32ZM39 127V126H38ZM68 127V126H67ZM73 127V126H72ZM92 127V126H91ZM120 127V126H119ZM147 127V126H146ZM197 127V126H196ZM246 127V128H247ZM260 127V126H259ZM262 127V126H261ZM21 128V129H22ZM42 128V127H41ZM43 128H44V126H43ZM50 128V127H49ZM70 128V127H69ZM78 128V127H77ZM85 128V127H84ZM98 128V127H97ZM110 128V127H109ZM108 128V129H109ZM127 128V127H126ZM125 128V129H126ZM132 128V127H131ZM213 128H214V126H213ZM236 128V127H235ZM252 128V127H251ZM34 129V128H33ZM60 129V128H59ZM62 129V128H61ZM72 129V128H71ZM75 129V128H74ZM74 129H73V131H74ZM83 129V128H82ZM99 129V128H98ZM121 129V128H120ZM124 129V130H125ZM175 129V128H174ZM254 129V128H253ZM256 129V128H255ZM261 128H259V130H260ZM13 130V129H12ZM23 130H24V128H23ZM35 130V129H34ZM63 130V129H62ZM61 130V131H62ZM67 130V129H66ZM76 130V129H75ZM78 130H79V128H78ZM77 130V131H78ZM106 130V129H105ZM173 130V129H172ZM172 130H171V132H172ZM176 130H178V129H176ZM194 130V129H193ZM7 131V130H6ZM32 131V130H31ZM36 131V130H35ZM68 131V130H67ZM66 131V132H67ZM92 131V130H91ZM95 131V130H94ZM93 131V132H94ZM107 131V130H106ZM116 131V130H115ZM215 131H217V130H215ZM236 131V130H235ZM255 131V130H254ZM257 131V130H256ZM9 132V131H8ZM12 132H14V130L12 131ZM64 132V131H63ZM69 132V131H68ZM70 132H71V130H70ZM79 132V131H78ZM85 132V131H84ZM101 132H103V131H101ZM111 132V131H110ZM174 132V131H173ZM204 132V131H203ZM239 132V131H238ZM26 133V132H25ZM36 133V132H35ZM38 133H39V131H38ZM37 133V134H38ZM49 133V132H48ZM75 133V132H74ZM104 133V132H103ZM109 133V132H108ZM169 133H170V130H169ZM182 133V132H181ZM185 133V132H184ZM194 133V132H193ZM197 133V132H196ZM221 133V132H220ZM237 133V132H236ZM260 133V132H259ZM3 134V133H2ZM7 134V133H6ZM41 134V133H40ZM39 134V136H41V135H43V134H41L40 135ZM76 134V133H75ZM80 134V133H79ZM90 134V133H89ZM93 135L94 134H96V133H92ZM99 134V133H98ZM171 134V133H170ZM176 134V133H175ZM180 134V133H179ZM215 134V133H214ZM213 134V135H214ZM222 134V133H221ZM261 134V133H260ZM263 134V133H262ZM10 135V134H9ZM15 135V134H14ZM17 135H18V133H17ZM29 135V134H28ZM53 135V134H52ZM105 135V134H104ZM205 135V134H204ZM0 136H2V135H0ZM27 136V135H26ZM35 136H36V134H35ZM59 136H60V134H59ZM59 136H58V138H59ZM78 136V135H77ZM89 136V135H88ZM167 136H168V134H167ZM170 136V135H169ZM179 136V135H178ZM181 136V135H180ZM192 136V135H191ZM202 136H203V134H202ZM20 137V136H19ZM51 137V136H50ZM54 137V136H53ZM89 137H91V136H89ZM94 137H95V135H94ZM100 137V136H99ZM98 137V138H99ZM103 137H106V135L105 136H103ZM215 137H216V135H215ZM255 137V136H254ZM254 137H252L253 139H254ZM263 137V136H262ZM3 138V137H2ZM10 138V137H9ZM22 138V137H21ZM35 138V137H34ZM57 138V139H58ZM77 138V137H76ZM82 138V137H81ZM80 137H79V139H81ZM92 138V137H91ZM108 138V137H107ZM164 138V137H163ZM165 138H167V137H165ZM169 138V137H168ZM176 138V137H175ZM174 138V139H175ZM218 138V137H217ZM216 138V139H217ZM29 139V138H28ZM65 139V138H64ZM78 139V138H77ZM78 139V140H79ZM95 139V138H94ZM106 139V138H105ZM131 139V138H130ZM151 139V138H150ZM157 139V138H156ZM159 139H160V137H159ZM3 140V139H2ZM10 140V139H9ZM8 140V141H9ZM17 140V139H16ZM54 140V139H53ZM56 140V139H55ZM54 140V141H55ZM59 140V139H58ZM69 140H71V138L69 139ZM85 140V139H84ZM162 140V139H161ZM178 140V139H177ZM196 140V139H195ZM194 140V141H195ZM35 141V140H34ZM40 141V140H39ZM39 141H38V143H39ZM42 141V140H41ZM63 141V140H62ZM64 141H66V140H64ZM73 141V140H72ZM102 141V140H101ZM113 141V140H112ZM126 141H129V140H126ZM134 141V140H133ZM157 141H159V140H157ZM164 141V140H163ZM168 141V140H167ZM167 141H165V142H167ZM172 142H174L175 143V140L173 141V140H171ZM182 141V140H181ZM26 142V141H25ZM47 142V141H46ZM80 142V141H79ZM82 142V141H81ZM99 142V141H98ZM118 142H121V139H120V141H118ZM124 142H125V140H124ZM130 142V141H129ZM161 142V141H160ZM177 142V141H176ZM203 142V141H202ZM21 143V142H20ZM19 143V144H20ZM37 143V142H36ZM42 143V142H41ZM77 143V142H76ZM85 143H86V141H85ZM90 143V142H89ZM104 143H105V141H104ZM148 143V142H147ZM159 143V142H158ZM158 143H156L155 145H157ZM163 143V142H162ZM170 143V142H169ZM174 143H172L173 145H174ZM180 142H178V144H179ZM196 143H197V141H196ZM195 143V144H196ZM257 143V142H256ZM261 143V142H260ZM35 144V143H34ZM50 144V143H49ZM73 144H75V143H73ZM92 145H93V143H91ZM112 144V143H111ZM123 144V143H122ZM122 144H120V145H122ZM152 144V143H151ZM210 144V143H209ZM222 144V143H221ZM11 145H12V143H11ZM24 145H25V143H24ZM45 145H47V144H45ZM70 145V144H69ZM114 145V144H113ZM113 145H111V146H113ZM115 145L117 146V141H116V143H115ZM143 145V144H142ZM149 145V144H148ZM162 145V144H161ZM160 145V146H161ZM172 145V146H173ZM176 145V144H175ZM224 145V144H223ZM228 145V144H227ZM21 146V145H20ZM26 146V145H25ZM25 146H24V148H25ZM29 146V145H28ZM27 146V147H28ZM48 146V145H47ZM66 146H68V145H66ZM72 146V145H71ZM70 146V147H71ZM125 147H126V145H124ZM150 146V145H149ZM146 147V146H141V145H132L131 146V149H130V151H135V152H137L141 157H143L144 159L143 160H147V161H149V162H156V163H160V164H162V166H165V165H168L169 163H171L170 161V159H168V157H164V156H161V155H154V153L152 152L153 150H151V148L150 147ZM152 146V145H151ZM199 144H198V148H199ZM225 146V145H224ZM4 147V146H3ZM31 147V146H30ZM33 147H36V146H33ZM96 147V146H95ZM125 147H123V148H125ZM158 147V146H157ZM157 147H156V151L155 152H157ZM165 147V146H164ZM181 147V146H180ZM209 147V146H208ZM37 148H39V147H37ZM44 148V147H43ZM62 148V147H61ZM99 148V147H98ZM112 148V147H111ZM114 148V147H113ZM128 148V147H127ZM154 148V147H153ZM172 148V147H171ZM184 148V147H183ZM191 148H193V147H191ZM211 147H209V149H210ZM8 149V148H7ZM17 149V148H16ZM54 149V148H53ZM70 149V148H69ZM119 149V148H118ZM121 149V148H120ZM155 149V148H154ZM167 149V148H166ZM185 149V148H184ZM9 150V149H8ZM13 150V149H12ZM32 150V149H31ZM33 150H34V148H33ZM41 150V149H40ZM48 150V149H47ZM91 150H93V149H91ZM99 150V149H98ZM105 150V149H104ZM112 150V149H111ZM201 150V149H200ZM202 150H203V148H202ZM201 150V151H202ZM232 150V149H231ZM234 150V149H233ZM55 151V150H54ZM54 151H53V154H54ZM65 151V150H64ZM95 151V150H94ZM93 151V152H94ZM173 151H176V150H173ZM173 151H172V153H173ZM181 151V150H180ZM210 152H211V149L209 150ZM49 152V151H48ZM61 152V151H60ZM68 152V151H67ZM96 152V151H95ZM101 152V151H100ZM105 152H106V150H105ZM161 152H163V151H161ZM203 152V151H202ZM1 153V152H0ZM65 153V152H64ZM71 153V152H70ZM115 156H118L119 157V155H121V154H123V153H128V151H120V150H115V151H113L112 152ZM175 153V152H174ZM173 153V154H174ZM205 153V152H204ZM237 153H239V152H237ZM2 154V153H1ZM24 154V153H23ZM50 154H51V152H50ZM57 153H55V155H56ZM67 154V153H66ZM185 154H187V153H185ZM10 155V154H9ZM36 155V154H35ZM38 155V154H37ZM40 155H41V152H40ZM44 155V154H43ZM46 155V154H45ZM97 155V154H96ZM126 155V154H125ZM176 155H178V154H176ZM191 155V154H190ZM212 155V154H211ZM228 155V154H227ZM240 155V154H239ZM2 156V155H1ZM31 156H32V154H31ZM34 156V155H33ZM48 156V155H47ZM46 156V157H47ZM50 156V155H49ZM57 156V155H56ZM89 156V155H88ZM102 156V155H101ZM182 156V155H181ZM229 156V155H228ZM235 156V155H234ZM262 156H263V154H262ZM4 157V156H3ZM23 157H24V155H23ZM35 157H38V156H35ZM45 157V156H44ZM53 157V156H52ZM66 157H68V155L66 156ZM74 157V156H73ZM105 157V156H104ZM131 157V156H130ZM178 158H179V156H177ZM183 157V156H182ZM182 157H180L181 159H182ZM32 158V157H31ZM34 158V157H33ZM49 158V157H48ZM89 158V157H88ZM96 158V157H95ZM103 158V157H102ZM138 158V157H137ZM177 158V159H178ZM209 159H210V157H208ZM214 158V157H213ZM230 158V157H229ZM105 159V158H104ZM103 159V160H104ZM110 158L108 157V160H109ZM122 159V158H121ZM131 159V158H130ZM129 159V160H130ZM136 159V158H135ZM141 159V158H140ZM9 160V159H8ZM64 160V159H63ZM101 160V159H100ZM120 160V159H119ZM127 160V159H126ZM142 160V161H143ZM170 160V161H169ZM179 160V159H178ZM203 160V159H202ZM231 160V159H230ZM229 160V161H230ZM244 160V159H243ZM247 160V159H246ZM13 161H14V159H13ZM31 160H29V162H30ZM95 161V160H94ZM204 161V160H203ZM261 161V160H260ZM263 161V160H262ZM24 162V161H23ZM22 162V163H23ZM27 162H28V159H27ZM72 162H73V160H72ZM101 162V161H100ZM105 162V161H104ZM139 162V161H138ZM137 162V163H138ZM217 162V161H216ZM33 163H35V162H33ZM98 163V162H97ZM103 163V162H102ZM124 163V162H123ZM148 163V162H147ZM147 163H145V164H147ZM195 163V162H194ZM201 163V162H200ZM212 163V162H211ZM226 163V162H225ZM263 163V162H262ZM13 164V163H12ZM50 164V163H49ZM99 164V163H98ZM97 164V165H98ZM130 164V163H129ZM202 164V163H201ZM210 164V163H209ZM216 164V163H215ZM34 165V164H33ZM79 165V164H78ZM82 165V164H81ZM94 165V164H93ZM96 165V166H97ZM121 165V164H120ZM126 165V164H125ZM131 165V164H130ZM139 165V164H138ZM149 165V164H148ZM151 165V164H150ZM193 165V164H192ZM212 165V164H211ZM217 165V164H216ZM258 165V164H257ZM256 165V166H257ZM142 166V165H141ZM147 166V165H146ZM181 166V165H180ZM218 166V165H217ZM222 166V165H221ZM85 167V166H84ZM92 167V166H91ZM104 167V166H103ZM129 167V166H128ZM148 167V166H147ZM175 167V166H174ZM184 167V166H183ZM193 167V166H192ZM208 167V166H207ZM207 167H206V170H207ZM210 167H212V166H210ZM215 167V166H214ZM232 167H233V165H232ZM252 167V166H251ZM39 168V167H38ZM93 168V167H92ZM141 168H143V167H141ZM153 168V167H152ZM176 168V167H175ZM2 169V168H1ZM34 169H36V168H34ZM58 169V168H57ZM60 169V168H59ZM81 169V171L83 170L82 168H80ZM114 169V168H113ZM212 169V168H211ZM227 169V168H226ZM226 169H224V170H226ZM3 170V169H2ZM1 170V171H2ZM27 170H28V168H27ZM85 170V169H84ZM83 170V171H84ZM96 170V169H95ZM104 170V169H103ZM115 170V169H114ZM123 170V169H122ZM139 170V169H138ZM143 170H145L144 168H143ZM184 170H186V169H184ZM193 170V169H192ZM221 170V169H220ZM228 170V169H227ZM257 170V169H256ZM3 171H5V170H3ZM2 171V172H3ZM21 171V170H20ZM105 171V170H104ZM140 171H142V170H140ZM162 171V170H161ZM160 171V172H161ZM179 171V170H178ZM177 171V172H178ZM180 171H181V169H180ZM196 171V170H195ZM222 171V170H221ZM255 171V170H254ZM8 172V171H7ZM11 172V171H10ZM24 172V171H23ZM96 172V171H95ZM115 172H117V171H115ZM132 172V171H131ZM146 172H147V170H146ZM157 172V171H156ZM181 172H183V171H181ZM199 172V171H198ZM5 173V172H4ZM43 173V172H42ZM65 173V172H64ZM71 173H72V171H71ZM85 173H86V171H85ZM97 173V172H96ZM109 173V172H108ZM111 173H112V171H111ZM118 173V172H117ZM116 173V174H117ZM125 173V172H124ZM127 173V172H126ZM130 172H128V174H129ZM220 173V172H219ZM8 174H9V172H8ZM127 174V175H128ZM139 174V173H138ZM160 174V173H159ZM229 174V173H228ZM247 174V173H246ZM36 175V174H35ZM72 175V174H71ZM70 175V176H71ZM74 175V174H73ZM73 175L71 176V177H73ZM125 175V174H124ZM145 175V174H144ZM151 175V174H150ZM157 175V174H156ZM164 175H165V173H164ZM189 175V174H188ZM190 175H192L191 173H190ZM204 175V174H203ZM241 175V174H240ZM133 176V175H132ZM136 176H138V175H136ZM139 176H142V175H139ZM147 176V175H146ZM166 176V175H165ZM178 176H180V175H178ZM244 176V175H243ZM15 177V176H14ZM31 177V176H30ZM43 177H45V176H43ZM107 177V176H106ZM112 177H114L113 176V174H112ZM117 177V176H116ZM115 177V178H116ZM119 177V176H118ZM124 177H126V176H124ZM162 177V176H161ZM173 177V176H172ZM219 177V176H218ZM61 178V176L59 177V179ZM128 178V177H127ZM145 178H147V177H145ZM189 178V177H188ZM195 178H197V177H195ZM28 179V178H27ZM101 179V178H100ZM105 179V178H104ZM124 179H126V178H124ZM130 179V178H129ZM135 179V178H134ZM198 179V178H197ZM1 180V179H0ZM32 180V179H31ZM34 180V179H33ZM36 180V179H35ZM118 180H120V178H118ZM117 180V181H118ZM149 180H150V178H149ZM157 180V179H156ZM160 180V179H159ZM188 180H190V179H188ZM224 180V179H223ZM4 181V180H3ZM15 181V180H14ZM112 181V180H111ZM122 181V180H121ZM121 181H119V182H121ZM144 182H145V179L143 180ZM161 181V180H160ZM159 181V182H160ZM171 181V180H170ZM199 181H201V179L199 180ZM231 181V180H230ZM18 182V181H17ZM20 182V181H19ZM34 182V181H33ZM36 182V181H35ZM61 182V181H60ZM62 182H64V178H63V181ZM128 182V181H127ZM130 182V181H129ZM151 182V181H150ZM158 182V181H157ZM172 182V181H171ZM174 182V181H173ZM191 181H189V183H190ZM210 182V181H209ZM10 183V182H9ZM15 183V182H14ZM106 192H105V194H103V193H101V194H99V196L103 199V200H111L112 202L110 203V205H109V209L107 210L108 211V215H109V219H110V224H111V226H110V230L111 229H113V225H114V223H115V221H123V218H122V214H126V218H125V220H124V223L127 225V227L129 228V230L131 231V236H130V239H126V238H124L123 239V241H122V243H123V246H124V250H125V252L126 251H128L127 252V256H128V259H127V262H126V264H193V262L192 261H190L189 260V258L188 257H186L185 255H182L181 254V252L177 249V248H175V247H173V243L175 242V241H179L180 242V240H179V238H178V234L180 235V237L181 236H183V238L184 239H191V238H193L194 236H196L197 237V239H198V241L197 242H199V243H203L204 242V235H205V233H206V231H205V229L204 228H202V229H199V228H193V224L196 222V217L198 216V212H197V209H202L203 208V204H201V203H199L197 200H195V198L196 197H192L191 196V192H190V187L189 186H191L192 184H194V183H192V184H189V183H187V184H189V186H186L185 185V183H180L179 184V186H177V184L176 185H172V184H168V183H163L162 181H161V183H163L160 187H157V188H155V189H152V190H150V191H148L147 192V194H148V197H146V196H144V197H141L140 199H137V200H133V199H126L127 198V193L125 192V189L124 188H122V186L121 187H119V186H117V185H114V184H111V183H108L107 181H106ZM208 183V182H207ZM206 183V184H207ZM4 184H6L5 182H4ZM98 183H96V185H97ZM122 184V183H121ZM217 184V183H216ZM227 184V183H226ZM239 184V183H238ZM13 185H15V184H13ZM28 185V184H27ZM138 185V184H137ZM218 185V184H217ZM235 185V184H234ZM44 185H42L41 187H43ZM46 186V185H45ZM103 186V185H102ZM124 186V185H123ZM139 186V185H138ZM146 186V185H145ZM221 186H222V184H221ZM26 187V186H25ZM34 187V186H33ZM104 187V186H103ZM126 187V186H125ZM197 187V186H196ZM205 187V186H204ZM229 187V186H228ZM238 187V186H237ZM30 188V187H29ZM95 188V187H94ZM99 188V187H98ZM131 188V187H130ZM136 188V187H135ZM217 188V187H216ZM231 188V187H230ZM263 188V187H262ZM45 189V188H44ZM49 189V188H48ZM47 189V190H48ZM197 188H195V190H196ZM199 189V188H198ZM208 189V188H207ZM52 190V189H51ZM97 190V189H96ZM98 190H100V188L98 189ZM133 190V189H132ZM216 190V189H215ZM219 190V189H218ZM222 190V189H221ZM224 190V189H223ZM19 191V190H18ZM30 191V190H29ZM45 191V190H44ZM53 191V190H52ZM75 191V190H74ZM134 191V190H133ZM138 191H140V190H138ZM229 191V190H228ZM233 191V190H232ZM57 192H59V191H57ZM70 192V191H69ZM90 192V191H89ZM131 192V191H130ZM193 192V191H192ZM42 193H44V192H42ZM230 193H232V192H230ZM56 194V193H55ZM69 194H71V193H68L67 192V195H69ZM85 194V193H84ZM135 194V193H134ZM139 194V193H138ZM34 194L32 193V196H33ZM59 195V194H58ZM57 195V196H58ZM131 195V194H130ZM193 195V194H192ZM199 195V194H198ZM208 198L206 199V204L207 205H211V206H215V194L213 193V191L211 190L208 194ZM232 195V194H231ZM20 196V195H19ZM60 196V195H59ZM61 196H62V194H61ZM64 196V195H63ZM63 196H62V199H63ZM73 196V195H72ZM72 196H71V199H73L72 198ZM83 196H85V195H82V197ZM236 196V195H235ZM12 197V196H11ZM42 197H43V195H42ZM41 197V198H42ZM66 197V196H65ZM74 197V196H73ZM132 197V196H131ZM30 198H32V197H30ZM40 198V199H41ZM51 198V197H50ZM76 198V197H75ZM12 199V198H11ZM10 199V200H11ZM68 199V198H67ZM66 199V200H67ZM70 199V198H69ZM84 199H86V197L84 198ZM15 200V199H14ZM42 200V199H41ZM43 200H44V198H43ZM49 199H47V201H48ZM74 200V199H73ZM76 200H79V199H76ZM75 200V201H76ZM8 202H9V200H7ZM28 201H30V200H28ZM32 201H34V200H32ZM46 201V202H47ZM52 201V200H51ZM54 201V200H53ZM65 201V200H64ZM74 201V202H75ZM146 201H150L147 205L145 204V202ZM229 201V200H228ZM231 201V200H230ZM42 202V201H41ZM56 202V201H55ZM65 202H68V201H65ZM70 202V201H69ZM85 202V201H84ZM1 203V202H0ZM7 203V202H6ZM16 203V202H15ZM22 203V202H21ZM27 203V202H26ZM30 203V202H29ZM33 203V202H32ZM43 203V202H42ZM82 203V202H81ZM204 203V202H203ZM13 204V203H12ZM23 204V203H22ZM41 204V203H40ZM50 204V203H49ZM66 204V203H65ZM69 204V203H68ZM0 205H2V204H0ZM52 205V204H51ZM84 205V204H83ZM231 205V204H230ZM19 206V205H18ZM35 206H37V205H35ZM53 206V205H52ZM51 206V207H52ZM81 206V205H80ZM5 207V206H4ZM38 207V206H37ZM42 207V206H41ZM40 207V208H41ZM45 207V206H44ZM47 207V206H46ZM54 207V206H53ZM71 207V206H70ZM78 207H79V205H78ZM153 207H155V209L153 208ZM231 207H232V205H231ZM7 208V207H6ZM39 208V209H40ZM75 208V207H74ZM18 209V208H17ZM38 209V210H39ZM81 209V208H80ZM97 209V208H96ZM15 210V209H14ZM41 210V209H40ZM39 210V211H40ZM43 210V209H42ZM53 210H55V209H53ZM98 210V209H97ZM106 210V209H105ZM2 211V210H1ZM7 211V210H6ZM12 211H13V209H12ZM37 211V210H36ZM57 211V210H56ZM55 211V212H56ZM64 211H66V210H64ZM68 211V210H67ZM89 211V210H88ZM202 211V210H201ZM41 212V211H40ZM44 212V211H43ZM54 212V211H53ZM55 212H54V214H55ZM95 212V211H94ZM202 212H204V210L202 211ZM232 212V211H231ZM3 213V212H2ZM10 213V212H9ZM39 213V212H38ZM49 213V212H48ZM4 214V213H3ZM7 214V213H6ZM23 214V213H22ZM30 214V213H29ZM42 214V213H41ZM53 214V213H52ZM57 214V213H56ZM62 215H63V213H61ZM64 214H66V213H64ZM101 214V213H100ZM205 214V213H204ZM15 215V214H14ZM25 215V214H24ZM36 215H38V214H36ZM45 215V214H44ZM43 215V216H44ZM51 215V214H50ZM83 215H84V209H82V210H80V213H74L73 214V216H72V220H71V223L74 225V228L75 227H77L78 229H81L82 228V221H84L83 220ZM106 215V214H105ZM203 215V214H202ZM230 215V214H229ZM228 215V216H229ZM232 215V214H231ZM255 215V214H254ZM7 216V215H6ZM10 215H8V217H9ZM30 216V215H29ZM71 216V215H70ZM102 216H104V215H102ZM201 216V215H200ZM215 216V215H214ZM264 216V215H263ZM34 217V216H33ZM64 217V216H63ZM65 217H67V216H65ZM93 217V216H92ZM202 217V216H201ZM230 217H232V216H230ZM10 218H11V216H10ZM18 219H20V218H22L23 219V217H17ZM43 218V217H42ZM44 218H45V216H44ZM55 218H56V216H55ZM86 218H88L87 217V215H86ZM95 218V217H94ZM102 217H100V219H101ZM105 218V217H104ZM203 218V217H202ZM220 218V217H219ZM218 218V219H219ZM13 219H15L14 217L12 218V220ZM21 219V220H22ZM27 219V218H26ZM25 219V220H26ZM33 219V218H32ZM47 219V218H46ZM65 219V218H64ZM71 219V218H70ZM89 219V218H88ZM87 219V220H88ZM96 219V218H95ZM95 219H94V221H95ZM106 219V218H105ZM198 219V218H197ZM200 219V218H199ZM216 219V218H215ZM246 219V218H245ZM7 220V219H6ZM17 220V219H16ZM45 220V219H44ZM54 220V219H53ZM52 220V221H53ZM57 220V219H56ZM90 220L92 221V219H91V217H90ZM203 220L204 219H202V222H203ZM225 220V219H224ZM261 220H264V219H262L261 218ZM43 221V220H42ZM47 221H48V219H47ZM51 220H50V222H52ZM60 221H62V220H60L59 219V222ZM68 221H69V219H68ZM86 221V220H85ZM103 221H104V219H103ZM105 221H107V219L105 220ZM222 221V220H221ZM226 221V220H225ZM24 222V221H23ZM22 222V223H23ZM35 222V221H34ZM46 222V221H45ZM49 222V221H48ZM59 222H58V226H59ZM93 222V221H92ZM98 222V221H97ZM96 222V223H97ZM101 222V221H100ZM100 222H99V224H100ZM228 222V221H227ZM1 223V222H0ZM86 223V222H85ZM87 223H89V222H87ZM94 223V222H93ZM93 223H92V225H93ZM104 224H105V222H103ZM201 223V222H200ZM219 223V222H218ZM223 223V222H222ZM225 223V222H224ZM9 224V223H8ZM21 224V223H20ZM35 224V223H34ZM44 224V223H43ZM52 224V223H51ZM60 224H62V222L60 223ZM65 224V223H64ZM98 224V223H97ZM102 224V223H101ZM100 224V225H101ZM230 224H231V221H230ZM258 224V223H257ZM4 225H6V224H4ZM23 225V224H22ZM56 225V224H55ZM221 225V224H220ZM259 226H260V224H258ZM1 226V225H0ZM23 226H25V225H23ZM23 226H22V228H23ZM28 226V225H27ZM40 226V225H39ZM44 226V225H43ZM46 226V225H45ZM94 226V225H93ZM98 226V225H97ZM104 226V225H103ZM215 226V225H214ZM232 226V225H231ZM235 226V225H234ZM255 226V225H254ZM261 226H264L262 223H261ZM48 227V226H47ZM47 227H45L46 229H47ZM51 227H52V225H51ZM63 227V226H62ZM89 227V226H88ZM91 227V226H90ZM198 227V226H197ZM14 228V227H13ZM29 228V227H28ZM50 228V227H49ZM58 228V227H57ZM66 228H69L68 226L66 227ZM96 228V227H95ZM94 228V229H95ZM97 228H100V227H97ZM106 228V227H105ZM117 228V227H116ZM238 228V227H237ZM259 228V227H258ZM24 229V228H23ZM22 229V230H23ZM27 229V228H26ZM54 229V228H53ZM56 229V228H55ZM118 229V228H117ZM116 229V230H117ZM119 229H122V228H119ZM230 229H232V228H230ZM241 229V228H240ZM245 229V228H244ZM243 229V230H244ZM13 230H15V229H13ZM51 230H52V228H51ZM63 230H65V229H63ZM74 230V229H73ZM101 230V229H100ZM128 230V229H127ZM234 230H235V228H234ZM238 230V229H237ZM242 230V231H243ZM42 231V230H41ZM56 231H58V230H56ZM80 231V230H79ZM87 231H88V229H87ZM92 231V230H91ZM99 231V230H98ZM120 231H122V230H120ZM232 231H233V229H232ZM239 231H241V230H239ZM262 231V230H261ZM8 232H9V230H8ZM59 232V231H58ZM68 232V231H67ZM67 232H65V233H67ZM83 232V231H82ZM93 232V231H92ZM95 232V231H94ZM101 232V231H100ZM103 232H104V230H103ZM107 232V231H106ZM110 232V231H109ZM122 232H124V231H122ZM237 232V231H236ZM244 232V231H243ZM257 232V231H256ZM260 232V231H259ZM264 232V231H263ZM7 233V232H6ZM13 233V232H12ZM18 233V232H17ZM20 233V232H19ZM57 233V232H56ZM65 233H64V235H65ZM95 233H97V232H95ZM113 233V232H112ZM238 233V232H237ZM40 234V233H39ZM75 234V233H74ZM98 234V233H97ZM96 234V235H97ZM101 234V233H100ZM120 234H121V232H120ZM119 234V235H120ZM214 234V233H213ZM224 234V233H223ZM243 234V233H242ZM8 235H11V234H8ZM13 235H15V234H13ZM18 235V234H17ZM16 235V236H17ZM33 235V234H32ZM102 235V234H101ZM122 235H123V233H122ZM121 235V236H122ZM2 236V235H1ZM27 236V235H26ZM36 236V235H35ZM63 236V235H62ZM67 236V235H66ZM69 236V235H68ZM80 236V235H79ZM87 236V235H86ZM100 236V235H99ZM105 237H106V235H104ZM108 236V235H107ZM243 236V235H242ZM259 236H261V235H259ZM263 236V235H262ZM9 237V236H8ZM13 237V236H12ZM23 237V236H22ZM52 237V236H51ZM55 237V236H54ZM57 237V236H56ZM55 237V240L57 239ZM65 237V236H64ZM70 237V236H69ZM80 237H82V235L80 236ZM95 237V236H94ZM35 238V237H34ZM45 238H46V236H45ZM68 238V237H67ZM84 238V237H83ZM83 238H81L82 239V241H83ZM87 238V237H86ZM99 238H101V237H99ZM111 238H112V235H111ZM121 238H123V237H121ZM250 238V237H249ZM261 238H263V237H261ZM6 239H7V237H6ZM47 239V238H46ZM50 239V238H49ZM59 239H60V237H59ZM63 239V238H62ZM62 239H61V241H62ZM65 239V238H64ZM63 239V240H64ZM76 239H78L79 240V238H76ZM104 238H102V240H103ZM108 239H110V238H108ZM118 239V238H117ZM241 239V238H240ZM10 240V239H9ZM54 240V239H53ZM70 240V239H69ZM88 240V239H87ZM95 240V239H94ZM239 240V239H238ZM248 240V239H247ZM253 240V239H252ZM258 240H260V239H258ZM11 241V240H10ZM71 241H73V240H71ZM80 241V240H79ZM86 240H84V242H85ZM118 241H120V240H118ZM177 241V242H178ZM244 241V240H243ZM1 242V241H0ZM14 242H16V241H14ZM58 242V241H57ZM94 242V241H93ZM97 242V240L95 241V243ZM104 242H106V241H104ZM111 242V241H110ZM117 242V241H116ZM121 242V241H120ZM160 242H164V244L163 245H161L160 244ZM190 242V241H189ZM191 242H193V240L191 241ZM241 242V241H240ZM246 242V241H245ZM263 242V241H262ZM35 243V242H34ZM41 243V242H40ZM56 243V242H55ZM71 243V242H70ZM82 243V242H81ZM90 243H91V241H90ZM113 243V242H112ZM112 243H111V245H112ZM36 244V243H35ZM64 244V243H63ZM67 244V243H66ZM100 244V243H99ZM98 244V245H99ZM107 244V243H106ZM105 244V245H106ZM110 244V243H109ZM118 244V243H117ZM116 244V245H117ZM178 244H180V243H178ZM229 244V243H228ZM257 244V243H256ZM6 245H7V243H6ZM57 245V244H56ZM55 245V246H56ZM59 245V244H58ZM60 245H62V244H60ZM70 245V244H69ZM79 245V244H78ZM128 245H130V246H128ZM234 245V244H233ZM8 246V245H7ZM63 246V245H62ZM68 246V245H67ZM77 246V245H76ZM196 246H198V245H196ZM245 246V245H244ZM255 246H258V245H255ZM58 247V246H57ZM71 247V246H70ZM81 247V246H80ZM83 247H86L85 245L83 246ZM97 247V246H96ZM102 247V246H101ZM112 247H113V245H112ZM119 247H120V245H119ZM22 248H23V246H22ZM59 248V247H58ZM60 248H61V246H60ZM67 248V247H66ZM74 248H76V247H74ZM93 248V247H92ZM109 248H111V247H109ZM180 248V247H179ZM42 249V248H41ZM63 249H65L64 248V246H63ZM62 249V250H63ZM102 250H103V247L101 248ZM106 249H107V247H106ZM113 249H114V247H113ZM122 249V248H121ZM177 249V250H176ZM188 249H191V248H188ZM57 250V249H56ZM73 250V249H72ZM76 250H77V248H76ZM79 250V249H78ZM77 250V251H78ZM83 250V249H82ZM84 250H85V248H84ZM87 250V249H86ZM90 249H88V251H89ZM94 250V249H93ZM99 250H100V247H99ZM10 251V250H9ZM14 251V250H13ZM16 251V250H15ZM19 251V250H18ZM26 251V250H25ZM39 251V250H38ZM70 251V250H69ZM106 251V250H105ZM104 251V252H105ZM116 251V250H115ZM208 251V250H207ZM207 251H205V252H207ZM63 252V251H62ZM80 252H81V250H80ZM90 252H91V250H90ZM120 252V251H119ZM16 253V252H15ZM14 253V254H15ZM25 253H27V252H25ZM51 253H52V251H51ZM100 253H101V251H100ZM107 253V252H106ZM24 254V253H23ZM32 254V253H31ZM64 254V253H63ZM83 254H84V252H83ZM94 254V253H93ZM95 254H98V253H95ZM101 254H103V252L101 253ZM105 254V253H104ZM208 254V253H207ZM6 255V254H5ZM110 255V253L108 254V256ZM205 255V254H204ZM3 256V255H2ZM21 256H23L22 254H21ZM28 256V255H27ZM73 256H74V254H73ZM72 256V257H73ZM111 256V255H110ZM113 256V255H112ZM123 256V255H122ZM121 256V257H122ZM190 256V255H189ZM208 256H210V255H208ZM213 256V255H212ZM212 256H210L211 258H212ZM9 257V256H8ZM31 257V256H30ZM87 257V256H86ZM89 257H91V256H89ZM104 257H106V256H104ZM125 257V256H124ZM206 257V256H205ZM209 257V258H210ZM25 258V257H24ZM27 258V257H26ZM75 258V257H74ZM78 258V257H77ZM94 258H96V257H94ZM98 258V257H97ZM100 258H102V257H100ZM250 258V257H249ZM253 258V257H252ZM28 259H29V257H28ZM99 259V258H98ZM104 260H102L103 262H105V258H103ZM111 259V258H110ZM122 259H123V257H122ZM192 259V258H191ZM213 259H214V257H213ZM217 259V258H216ZM7 260H8V258H7ZM42 260V259H41ZM81 260V259H80ZM100 260V259H99ZM98 260V261H99ZM108 260V259H107ZM2 261V260H1ZM6 261V260H5ZM79 261V260H78ZM124 261V260H123ZM234 261V260H233ZM36 262H38V261H36ZM54 262H56V261H54ZM68 262V261H67ZM72 262H73V260H72ZM88 262H90V261H88ZM93 262V261H92ZM119 262V261H118ZM198 262V261H197ZM200 262V261H199ZM197 263V264H202V262L201 263ZM57 263V262H56ZM124 263V262H123ZM122 263V264H123ZM208 263V262H207ZM206 263V264H207ZM78 264V263H77ZM85 264V263H84ZM92 264V263H91ZM109 264V263H108ZM196 264V263H195Z\"/></svg>",
	"mask_w": 264,
	"mask_h": 264
}]
</instances>
